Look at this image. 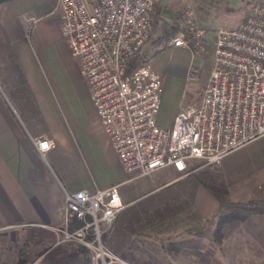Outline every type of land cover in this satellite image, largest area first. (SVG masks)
Listing matches in <instances>:
<instances>
[{
	"label": "built area",
	"instance_id": "1",
	"mask_svg": "<svg viewBox=\"0 0 264 264\" xmlns=\"http://www.w3.org/2000/svg\"><path fill=\"white\" fill-rule=\"evenodd\" d=\"M157 0H56L54 11L67 47L78 60L100 125L126 173L144 176L163 167L185 173L190 161L217 164L264 134V0L255 2L237 26L217 30L213 66L197 103L177 110L170 126L156 121L163 74L143 63L128 71L144 44ZM204 31L188 18L170 46L205 51ZM43 156L53 145L31 137ZM125 206L119 183L64 192L58 242H77L92 264H136L108 247L103 234Z\"/></svg>",
	"mask_w": 264,
	"mask_h": 264
},
{
	"label": "crops",
	"instance_id": "2",
	"mask_svg": "<svg viewBox=\"0 0 264 264\" xmlns=\"http://www.w3.org/2000/svg\"><path fill=\"white\" fill-rule=\"evenodd\" d=\"M16 1L0 2V31L3 34L0 39V64H9L6 68L10 69L9 73H3L5 88L0 83V234L11 233L14 238L16 229L22 227L27 232L40 230L43 238L50 234L56 241L58 235L52 227L61 224L65 191L105 188L114 183H119L120 187L127 181L144 176H150L148 183L154 184L153 187H167L193 174L191 194L194 201L187 236L201 235L205 245L197 248L188 262L216 264L221 262L222 256L224 262L231 264L228 257L233 250L238 259L248 258L249 262H253L249 264H264V217L251 214L240 222H221L218 200L204 184L211 181H199L197 178L200 176L196 172L191 174L188 168L185 173L172 167H163L144 176H138L137 172L126 173L100 125L94 107L89 111L90 131L78 136L67 123L53 117V110L47 107L40 92L36 91L42 90V82L29 66L28 49L22 41L26 21L20 20V16L26 8L16 7ZM34 1L40 8L39 16L54 12L56 0ZM34 1L21 3L29 5ZM182 47L169 45L164 51H179ZM6 89L10 96L13 94L15 97L14 90H24V94L29 90L32 99L20 93V99L16 97L19 101L17 109L11 97L2 92ZM10 90L13 92L10 93ZM201 91L191 103L177 105L173 116L178 109L197 103ZM167 94L168 91H162L160 107ZM38 136H45L53 143L43 156L31 140V137ZM97 145L101 150L99 152H95ZM227 158L229 161L233 159L228 167L224 166ZM222 166L225 171L234 172V186L226 189L228 197L241 201L264 198V134L223 156L218 167ZM206 191L217 200L212 210L198 202L199 195L207 197ZM120 196L125 204L121 192ZM217 223L220 227L216 231ZM214 232L219 236L218 244L213 241ZM173 260H170L171 264H175Z\"/></svg>",
	"mask_w": 264,
	"mask_h": 264
},
{
	"label": "rangeland",
	"instance_id": "3",
	"mask_svg": "<svg viewBox=\"0 0 264 264\" xmlns=\"http://www.w3.org/2000/svg\"><path fill=\"white\" fill-rule=\"evenodd\" d=\"M23 1L25 0H17L16 7L20 5L26 8L23 16H20V20L26 21L23 24L22 41L26 43L28 49L29 66L36 78L42 82V90L36 91L40 92L47 107L53 110L54 118L60 119L64 124L67 123L77 136L87 133L91 125L89 111L94 106L89 97L86 79L79 71L78 60L70 54L67 40L59 31V16L55 11L52 14L39 16L38 3L28 0L34 3L29 2V5H23L21 3ZM164 1L172 10L178 9L180 12L178 30L185 31V22L189 18L194 25L204 31L210 42L203 52L187 47H182L179 51L167 49L150 57L146 62L163 74V90L165 93L168 91V94L156 116L160 126L168 127L172 123L175 107L196 100L199 90H203L213 66L212 41L217 30L237 26L243 19L244 13L249 11L258 0ZM2 36L0 31V39L3 38ZM148 40L144 42V50L149 46ZM6 67H9V64H0L2 85L5 82L3 73L10 72V69ZM3 87L5 88V85ZM14 91L18 98L21 97L20 93H23L22 96L26 95L32 99L29 90H26L25 94L24 90ZM2 92L7 97H11V102L19 109L17 96L13 94L10 96L7 89ZM12 92L13 90H10V93ZM95 148V152L101 151L98 145ZM232 161L233 159L229 161L227 158L224 166L228 167ZM219 163L204 165L200 160H193L190 163V171L191 174L196 172L203 181L209 180L214 184H222L225 189L233 188L234 172L225 171L223 166L218 167ZM149 177L130 180L119 187L125 206L113 225L106 231L105 241H103L126 259L166 264L171 258L164 252L162 244L169 238L187 236V228H190L188 221L192 218L194 201L191 194L193 174L179 180V183L158 188L148 183ZM197 198L200 199L198 202L202 203V207L210 208V210L217 203L210 192L207 197L199 195ZM42 234L40 230L27 232L22 227L16 229L14 238L10 236L11 233L0 234V264H15L17 251L20 250L25 251L28 258L33 260L29 264H38L41 256L37 257V251L47 246L48 241H55L52 235L48 234L43 238ZM230 246L234 249L232 244ZM230 253L228 259L232 262L231 264L253 263L249 262L248 258L238 259L233 250ZM216 257L220 258L217 254ZM220 259L221 262L216 264H229L222 260V256ZM173 261L175 264H190L188 259L181 255H176ZM90 263L92 264L91 259Z\"/></svg>",
	"mask_w": 264,
	"mask_h": 264
},
{
	"label": "trees",
	"instance_id": "4",
	"mask_svg": "<svg viewBox=\"0 0 264 264\" xmlns=\"http://www.w3.org/2000/svg\"><path fill=\"white\" fill-rule=\"evenodd\" d=\"M2 1L6 0H0V2ZM154 7L155 9L151 13L150 30L146 38V40L149 39V46L144 50V43L131 57L128 63V71L146 63L150 57L166 49L169 46L168 40L179 28L180 12L178 9L172 10L164 0H157ZM248 13L249 11L244 13L243 19ZM190 168L191 166L189 163L188 170ZM197 179L202 182L205 181L202 180L201 176ZM204 184L212 191L218 200V214L221 222H240L245 220L251 214H258L264 217V198H254L242 201L235 200L228 197L224 186L212 182H204ZM219 227L220 226H218L217 223L216 231ZM105 237L106 232L102 236L104 241ZM200 237L201 235L199 237H197V235L185 236L179 239L169 238L162 244V247L164 252L167 253L171 259H174L176 255L191 259L194 257L192 254L196 253L197 248H201V245H205L202 241L203 239ZM213 241L216 244L220 241L217 232L213 233ZM36 255L37 257L41 256L37 262L38 264H91L90 250L84 245L72 241L58 243L54 240L48 241L47 246L45 245L38 250ZM127 259L132 260L131 258ZM31 261L33 260L28 258L25 251H17V260L15 264H29ZM133 261L134 263L136 262V264H151L148 263L149 261L141 259H133L132 262ZM166 264H171V261L168 260Z\"/></svg>",
	"mask_w": 264,
	"mask_h": 264
}]
</instances>
